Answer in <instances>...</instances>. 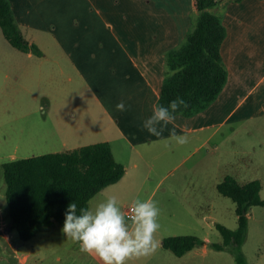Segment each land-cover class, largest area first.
<instances>
[{
    "label": "rangeland",
    "instance_id": "rangeland-1",
    "mask_svg": "<svg viewBox=\"0 0 264 264\" xmlns=\"http://www.w3.org/2000/svg\"><path fill=\"white\" fill-rule=\"evenodd\" d=\"M47 4H57L60 13L65 10L66 15L71 9L78 10L84 0H47ZM73 22L71 19L70 27ZM22 29L28 40L33 38L41 54L29 55L15 48L0 26V264H101L66 239L57 222L40 229L29 240L22 239L11 227L3 163L102 141L111 133L109 124L91 120L94 111L85 103L87 92L76 94L81 88L79 80L65 100L62 72L55 74L54 69L61 66L66 72L76 71L70 56L54 42L53 32ZM240 88L232 92L228 105L248 93L247 88ZM259 94L251 92L245 105L229 120L222 122L224 116L214 119L208 129L189 132L183 126L176 128L177 134L187 133L186 145L172 144L167 150L158 145L156 152L146 154L152 163L134 155L138 167L130 166L125 178L104 187L91 199L89 207L115 195L125 215L137 197L157 203L159 247L152 255L128 264H236L230 249L212 245L223 241L218 224L231 229L239 226L236 202L222 194L217 185L227 175L240 183L258 179L264 198V106L254 103ZM76 101L83 104L81 108L74 107ZM162 141L166 143L168 138ZM117 146L121 159L124 148ZM188 234L205 243L182 256L163 246L167 236ZM241 251L250 264H264V205L249 208L248 232Z\"/></svg>",
    "mask_w": 264,
    "mask_h": 264
},
{
    "label": "crops",
    "instance_id": "crops-1",
    "mask_svg": "<svg viewBox=\"0 0 264 264\" xmlns=\"http://www.w3.org/2000/svg\"><path fill=\"white\" fill-rule=\"evenodd\" d=\"M10 1L22 32V28L53 32L54 42L70 56L76 73L61 66L54 69L55 74L62 72L61 89L67 92L64 98H69L75 80H79L81 88L76 94L87 92L85 103L94 111L91 120L103 121L114 131L109 129L110 135L102 141L111 143L116 159L125 165L123 178L130 166L138 167L134 155L152 163L146 154L164 146L162 140L169 132L155 137L141 124L157 105L166 52L181 44L192 26V0H84V5L66 15L47 0ZM221 7L227 28L221 51L229 71L228 82L206 110L192 116L175 115L169 129L183 126L189 132L204 130L215 123L214 119L224 116L222 122L229 120L251 92H260L254 103L264 106V0L230 1ZM71 19L75 23L72 27ZM242 86L248 93L228 105L232 92ZM121 101L125 111L116 109ZM82 105L74 103L76 109ZM117 145L124 148L119 151L121 159Z\"/></svg>",
    "mask_w": 264,
    "mask_h": 264
},
{
    "label": "trees",
    "instance_id": "trees-1",
    "mask_svg": "<svg viewBox=\"0 0 264 264\" xmlns=\"http://www.w3.org/2000/svg\"><path fill=\"white\" fill-rule=\"evenodd\" d=\"M238 0H192V26L178 46L165 55V66L179 69L164 79L157 104L167 106L176 97L184 98L189 107L175 113L192 116L206 110L220 95L228 82L229 71L222 55V43L227 36L223 22V5ZM0 26L8 41L24 52L42 51L23 34L10 0H0ZM126 167L119 162L109 141H98L72 149L13 159L3 163L6 197L12 219L24 240L40 229L56 222L61 226L70 202L89 207L91 199L104 187L118 182ZM218 190L237 204L239 226L236 229L218 224L222 242L217 249H230L236 264H250L241 251L248 232V211L252 205H264L261 181L240 183L227 175L217 185ZM163 246L182 256L203 239L196 235H172L163 239Z\"/></svg>",
    "mask_w": 264,
    "mask_h": 264
},
{
    "label": "clouds",
    "instance_id": "clouds-1",
    "mask_svg": "<svg viewBox=\"0 0 264 264\" xmlns=\"http://www.w3.org/2000/svg\"><path fill=\"white\" fill-rule=\"evenodd\" d=\"M167 78H171L179 69L165 66ZM188 102L182 97L169 101L168 105L157 104L152 114L142 121L141 128L150 135L163 137L169 132L165 147L172 144L184 146L189 142L187 133L177 134L173 124L175 113L187 109ZM118 111H125L123 101L117 103ZM160 209L154 200H142L137 197L127 209V215L121 209L115 195L108 196L92 207H81L70 202L64 213L62 235L79 245L82 253L98 258L101 264H128L134 259L146 258L159 247L156 233L160 229Z\"/></svg>",
    "mask_w": 264,
    "mask_h": 264
},
{
    "label": "built area",
    "instance_id": "built-area-1",
    "mask_svg": "<svg viewBox=\"0 0 264 264\" xmlns=\"http://www.w3.org/2000/svg\"><path fill=\"white\" fill-rule=\"evenodd\" d=\"M129 208H130V206H129ZM129 208H127V209H129Z\"/></svg>",
    "mask_w": 264,
    "mask_h": 264
}]
</instances>
